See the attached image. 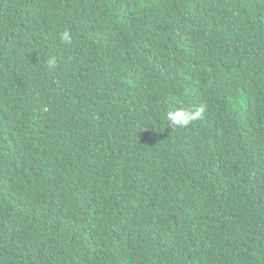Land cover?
<instances>
[{
  "label": "trees",
  "instance_id": "1",
  "mask_svg": "<svg viewBox=\"0 0 264 264\" xmlns=\"http://www.w3.org/2000/svg\"><path fill=\"white\" fill-rule=\"evenodd\" d=\"M0 264H264V0H0Z\"/></svg>",
  "mask_w": 264,
  "mask_h": 264
},
{
  "label": "clouds",
  "instance_id": "2",
  "mask_svg": "<svg viewBox=\"0 0 264 264\" xmlns=\"http://www.w3.org/2000/svg\"><path fill=\"white\" fill-rule=\"evenodd\" d=\"M62 41L71 43V37L68 32H64L61 36ZM56 61L54 59L48 61V67L54 68ZM201 116V111L191 110L186 107H178L175 111H169L167 113V120L170 121V125L176 128H187L198 120ZM233 183L226 179H223L220 175L216 174L215 178V189L218 196L221 198H228L234 191Z\"/></svg>",
  "mask_w": 264,
  "mask_h": 264
}]
</instances>
